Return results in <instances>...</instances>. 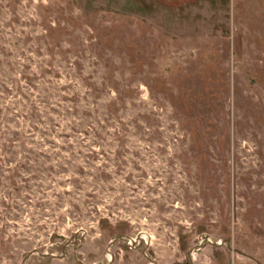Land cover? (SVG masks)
I'll return each mask as SVG.
<instances>
[{
  "label": "rangeland",
  "instance_id": "obj_1",
  "mask_svg": "<svg viewBox=\"0 0 264 264\" xmlns=\"http://www.w3.org/2000/svg\"><path fill=\"white\" fill-rule=\"evenodd\" d=\"M0 264H264V0H0Z\"/></svg>",
  "mask_w": 264,
  "mask_h": 264
}]
</instances>
